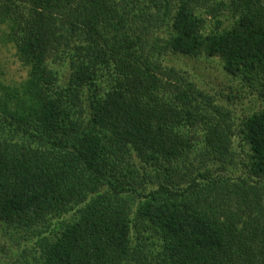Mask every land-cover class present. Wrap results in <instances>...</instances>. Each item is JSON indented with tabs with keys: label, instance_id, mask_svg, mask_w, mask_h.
Returning <instances> with one entry per match:
<instances>
[{
	"label": "trees",
	"instance_id": "16d2710c",
	"mask_svg": "<svg viewBox=\"0 0 264 264\" xmlns=\"http://www.w3.org/2000/svg\"><path fill=\"white\" fill-rule=\"evenodd\" d=\"M0 44L27 68L0 80V228L38 245L10 264H264V108L168 64L264 101V0H0Z\"/></svg>",
	"mask_w": 264,
	"mask_h": 264
},
{
	"label": "rangeland",
	"instance_id": "374dc122",
	"mask_svg": "<svg viewBox=\"0 0 264 264\" xmlns=\"http://www.w3.org/2000/svg\"><path fill=\"white\" fill-rule=\"evenodd\" d=\"M207 16L210 18L209 14ZM168 59L169 65L180 67L189 72V75L196 82L197 86L203 87L209 93L215 94L221 104L225 105L223 107L233 113L236 121L254 111L264 108V101L261 98L262 94H260L262 89L226 75L216 58L205 59L204 56L194 58L184 55H172L168 56ZM26 75L27 68L17 59L13 46L11 44H0V80L5 84L17 85L26 78ZM227 170H232L238 174L244 172L245 169L239 163L224 171ZM0 227L3 228L2 226ZM1 228L0 264H10L12 262L10 252L8 251L9 246L22 252L23 255L26 252L29 255L33 254V251L31 252L30 250L38 246L34 240L30 242L27 239H21L13 244L12 240L14 237L10 238V233L13 230H2ZM15 233L12 232L13 235ZM29 246L31 247L29 248ZM20 259L22 260L23 258L20 256Z\"/></svg>",
	"mask_w": 264,
	"mask_h": 264
}]
</instances>
